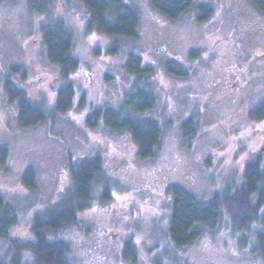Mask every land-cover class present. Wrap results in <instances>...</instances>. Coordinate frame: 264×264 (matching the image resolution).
Wrapping results in <instances>:
<instances>
[{"label":"rangeland","instance_id":"rangeland-1","mask_svg":"<svg viewBox=\"0 0 264 264\" xmlns=\"http://www.w3.org/2000/svg\"><path fill=\"white\" fill-rule=\"evenodd\" d=\"M9 0L0 4V194L17 216L11 238L28 243L36 218L60 205L73 187L72 173L99 157L101 170L77 224L47 230L44 239L64 244L73 264H133L125 244L137 253L135 264H264L255 246L258 222L237 232L228 216L193 245L175 248L167 237L172 208L169 187L178 186L197 204L218 194L234 195L245 184L247 166L259 161L264 171V14L250 0H196L176 21L156 11L148 0H125L139 16L136 39L88 33L89 14L76 0ZM211 9L204 23L197 8ZM61 20L72 32V55L80 66L68 80L46 55L40 28ZM119 46L108 55L112 45ZM129 53L139 55L149 74L126 73ZM18 69L23 72L14 74ZM172 70L185 75L176 76ZM11 80L34 106L47 114L31 128L18 124V107L8 100L4 81ZM75 88L72 108L56 115L57 91ZM138 89L154 97L144 115L157 122L162 136L153 159L141 161L126 131L112 132L101 123L90 128L94 108L120 110ZM191 120L194 135H184ZM31 171L32 189L23 184ZM108 189L109 199L102 196ZM255 201V200H254ZM264 217V210L260 212ZM21 264L33 253L21 251ZM10 258L0 241V260Z\"/></svg>","mask_w":264,"mask_h":264},{"label":"trees","instance_id":"trees-1","mask_svg":"<svg viewBox=\"0 0 264 264\" xmlns=\"http://www.w3.org/2000/svg\"><path fill=\"white\" fill-rule=\"evenodd\" d=\"M8 0H0V4ZM45 0L35 1L39 7ZM80 2L89 14L86 24L88 33L101 34L114 39H136L139 28V16L125 0H76ZM255 8L264 14V0H250ZM149 6L163 17L176 21L188 13L196 0H148ZM199 23L206 22L212 15L211 9L204 5L197 8ZM48 61L60 69V76L68 80L78 70L80 62L71 51L74 44L72 32L63 21L58 20L53 25L40 28ZM117 44L108 48V55L117 54ZM126 73L137 79L149 74V69L143 67L139 55L129 53L124 63ZM176 76L185 75L180 70L170 69ZM7 92L12 102L18 107V124L22 128H31L47 119V114L34 107L26 95L16 86L8 83ZM75 88L67 83L56 94L54 113L65 114L72 108L75 99ZM154 97L147 91L138 89L130 93L121 104V109L94 108L86 119L90 128L102 124L112 132L126 131L137 146V157L141 161L153 159L160 145L162 132L157 122L147 118L154 106ZM256 118L264 116V107L257 109ZM184 135L191 138L194 135L193 122L188 120L183 125ZM5 150L0 151V164L5 159ZM101 170L99 157H93L82 163L73 171V187L66 194L61 204L45 212L44 219L36 218L31 226L33 238L28 243L11 238L12 229L17 223V216L0 194V241L6 244L10 258L0 260V264H21V251L33 253L32 264H73L67 259V247L64 244L48 243L43 234L47 230H59L77 224V214L86 209L91 199L94 183ZM23 184L32 189L33 173L27 172ZM172 196V208L167 228V237L175 248H183L195 244L205 232H212L225 216H228L237 232L248 230L258 222L263 228L255 233V246L264 256V171L259 161L248 164L245 174V184L234 195L218 194L207 205H199L182 188L174 185L169 187ZM109 199L108 189L102 194ZM255 200V201H254ZM124 258L135 264L137 253L131 242L125 244ZM154 264H165L156 260Z\"/></svg>","mask_w":264,"mask_h":264},{"label":"flooded vegetation","instance_id":"flooded-vegetation-1","mask_svg":"<svg viewBox=\"0 0 264 264\" xmlns=\"http://www.w3.org/2000/svg\"><path fill=\"white\" fill-rule=\"evenodd\" d=\"M8 1H9V0H8ZM5 2H7V1H5ZM14 74H16V75H20V76H21V77H20L21 79H20L19 81H17V82H21L22 78L24 77L23 72H21V70L18 69L17 71L14 72ZM8 83H11L12 85L16 86L17 89H18V85H17V84L15 85V84L12 83L11 80H9V79H6V80L4 81V84H3L5 94L7 95L9 102L13 103V102L10 100L9 95H8V92H7V88L9 87V86H8ZM15 103H16V102H15ZM258 109H259V108H258Z\"/></svg>","mask_w":264,"mask_h":264}]
</instances>
